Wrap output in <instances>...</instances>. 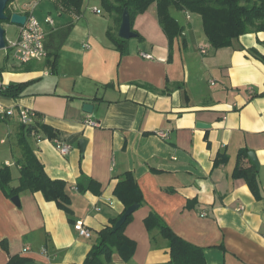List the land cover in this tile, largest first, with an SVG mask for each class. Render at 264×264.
<instances>
[{
  "label": "crops",
  "instance_id": "1",
  "mask_svg": "<svg viewBox=\"0 0 264 264\" xmlns=\"http://www.w3.org/2000/svg\"><path fill=\"white\" fill-rule=\"evenodd\" d=\"M33 1L47 37L69 23L74 27L55 71L46 59L27 66L7 55L3 85L30 84L19 97L0 94V106L34 109L38 121L56 132L53 138L31 132L30 143L47 174L66 182L70 212L41 191L20 192L17 204L0 189V264L14 256L27 258L26 264H82L99 232L126 210L114 189L128 171L145 204L125 230L137 244L133 257L127 261L115 252L111 264H170L167 239L146 227L152 211L175 234L202 247L207 264H264V62L251 51L264 54V31L215 49L200 15L173 7L184 29L170 45L153 4L135 19L141 37L129 39L121 53L108 37L115 23L101 0H84L80 14L54 0ZM30 2L10 10L27 14ZM49 16L54 25L47 24ZM85 103L94 105L92 113L84 111ZM14 116L0 114L7 127L6 136L0 132V166L19 171L21 123ZM58 141L70 145L68 154L57 149ZM241 149L248 151L244 166L254 164L250 151L259 161L262 199L234 176ZM12 173L16 186L20 173ZM81 175L99 182L101 191H79ZM80 219L91 237L75 230Z\"/></svg>",
  "mask_w": 264,
  "mask_h": 264
},
{
  "label": "trees",
  "instance_id": "2",
  "mask_svg": "<svg viewBox=\"0 0 264 264\" xmlns=\"http://www.w3.org/2000/svg\"><path fill=\"white\" fill-rule=\"evenodd\" d=\"M14 1L10 0L9 5ZM54 1L57 7H61L65 11H74L77 14L82 12L84 0ZM153 4H156L159 23L166 33L170 45L176 37L181 35L184 29L176 17L172 15L171 8L173 7L177 10L200 15L204 32L215 49L230 46L233 40L241 35L264 31V0H101L103 10L111 15L115 23V28L107 32L108 37L121 53L127 51L128 43V40L118 36L124 9L128 8L133 27L136 17L146 12ZM6 13L9 16L11 15L12 12L9 7H7ZM4 21L10 22L8 19L3 20L2 23ZM73 27L74 24L69 23L57 28L47 37L48 56L46 62L49 63L52 71L56 70V59ZM134 31L138 34L137 36L141 37L136 30ZM251 51L264 62V54H260L254 49ZM29 84L10 83L0 90V94L19 97ZM19 127L18 144L22 154L15 163L19 167V184L12 185V168L10 165L3 164L0 166V189L11 198L22 191H41L46 200L54 201L59 208L70 212L71 197L66 190V182L62 179H53L47 174L44 164L30 143L31 132L43 130L50 138H53L56 132L38 120L34 126L20 124ZM245 158H248V151L241 149L238 153L234 176L244 178L255 197L262 199L258 169L254 164L244 166L243 161ZM77 188L81 192L91 190L99 193L101 184L87 175H81L77 181ZM114 195L124 203L125 209L133 203L145 204L138 181L133 173L129 171L121 176L114 189ZM132 217L133 214L128 216L116 232L113 231V226L119 217L113 218L111 225H107L99 232L97 243L94 244L82 264H111L115 252H118L123 259L129 261L133 257L137 246L136 242L125 233ZM145 224L149 231L158 229L162 236L167 239L171 249L170 264H207L205 250L175 234L156 212H150L145 219ZM27 262V258L14 256L10 259L9 264H26Z\"/></svg>",
  "mask_w": 264,
  "mask_h": 264
},
{
  "label": "built area",
  "instance_id": "3",
  "mask_svg": "<svg viewBox=\"0 0 264 264\" xmlns=\"http://www.w3.org/2000/svg\"><path fill=\"white\" fill-rule=\"evenodd\" d=\"M37 5L38 3L36 1H32L26 6L28 12L25 14L27 16L25 24L19 25V32L16 37L6 39L5 49L8 52L7 55H11L20 65H26L33 61H41L48 56V49L46 47L48 32L43 23L35 15ZM94 10L101 12L99 8H94ZM46 22L47 24L54 25V20L50 16L46 18ZM202 52H206L205 48L202 49ZM143 55L147 58L153 57L151 54ZM4 88L5 86L0 80V90ZM0 114L3 117L16 115L19 122L25 126H34L38 120V113L31 108H19V110H16L13 107L7 108L0 106ZM85 123L99 126V123L92 119H87ZM159 133L161 136H167V133L163 131ZM56 147L62 154H68L70 152L69 144L58 141L56 142ZM74 228L81 236L91 237V231L83 220H76L74 222Z\"/></svg>",
  "mask_w": 264,
  "mask_h": 264
},
{
  "label": "water",
  "instance_id": "4",
  "mask_svg": "<svg viewBox=\"0 0 264 264\" xmlns=\"http://www.w3.org/2000/svg\"><path fill=\"white\" fill-rule=\"evenodd\" d=\"M9 1L10 0H0V49L6 48L5 28L2 24V21L9 19L14 24L24 25L27 19V16L25 14H21L16 11L12 12L11 15L9 16L6 13L7 7L11 8V5H9ZM137 35L138 34L133 30V27H132L130 12L128 8H125L122 14L118 36L122 39L129 40L131 38L137 37ZM93 109H94L93 104L91 103L84 104L85 112L92 113ZM249 156H250L251 161L254 163L256 168L259 170L260 165L256 157V154L253 151H250ZM12 201L18 204L20 201L19 196L18 195L13 196ZM140 206L141 205L139 203H133L132 205L127 207L124 213L121 215V217L117 220V222L113 226V231L116 232L124 224L127 217L133 214L137 209H139Z\"/></svg>",
  "mask_w": 264,
  "mask_h": 264
},
{
  "label": "rangeland",
  "instance_id": "5",
  "mask_svg": "<svg viewBox=\"0 0 264 264\" xmlns=\"http://www.w3.org/2000/svg\"><path fill=\"white\" fill-rule=\"evenodd\" d=\"M30 1H33V0H15L12 5H14L15 10H18V6L20 4H23L25 2H30ZM2 24H3L4 28H5L6 38H14L16 36L17 32H18L17 24L12 23L11 21L10 22L4 21ZM7 53L8 52H7L6 49H0V68L3 67V65L5 63V59L7 57ZM14 118H16V117L14 116ZM13 122H14L13 120L10 121L11 124H13ZM5 127H4V123H2L0 125V132L2 134L1 136H4V135L6 136V134H5L6 132H4V131H7V129H5V130L2 129V128H5ZM6 146H7V144H6ZM0 148H3V147L0 146ZM12 171L14 172L15 177L19 175V171L17 170L16 167H13Z\"/></svg>",
  "mask_w": 264,
  "mask_h": 264
}]
</instances>
